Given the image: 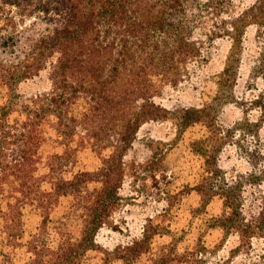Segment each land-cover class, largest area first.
Here are the masks:
<instances>
[{
    "label": "trees",
    "instance_id": "1",
    "mask_svg": "<svg viewBox=\"0 0 264 264\" xmlns=\"http://www.w3.org/2000/svg\"><path fill=\"white\" fill-rule=\"evenodd\" d=\"M254 26L264 77V0H0V264H86L121 206L125 159L142 126L171 114L183 129L204 122L201 109L172 112L159 98L195 85L221 40L232 45L219 76L227 83ZM43 75L48 90L20 93ZM219 146L216 135L198 151L205 167L196 187L222 199L218 226L247 249L264 241V155L229 175ZM84 151L101 167L78 169ZM30 216L40 220L35 229ZM155 232L147 223L108 254L136 264L154 249ZM164 255L165 264H197Z\"/></svg>",
    "mask_w": 264,
    "mask_h": 264
},
{
    "label": "rangeland",
    "instance_id": "2",
    "mask_svg": "<svg viewBox=\"0 0 264 264\" xmlns=\"http://www.w3.org/2000/svg\"><path fill=\"white\" fill-rule=\"evenodd\" d=\"M248 1L252 0H238ZM259 47L254 26L246 35L242 61L232 78L220 83L219 76L231 60L232 45L228 40L219 41L195 85L169 90L159 98L172 112L182 107L201 109L204 122L183 129L171 114L166 120L142 126L125 159L121 206L113 213L111 224L99 231L98 251L88 254L86 264H125L108 252L142 235L150 222L157 234L154 249L136 264H165L163 255L165 258L171 251L197 264H264V241L255 239L252 247L238 249L240 237L226 234L218 226L224 210L222 199L204 197L196 187L205 167L198 151L216 135L219 167L229 175L251 170L253 157L264 155V77L255 70ZM49 88L50 81L43 75L23 83L19 91L29 97ZM77 165L95 171L102 160L98 154L84 151ZM39 223L38 217L30 216L27 224L35 229Z\"/></svg>",
    "mask_w": 264,
    "mask_h": 264
}]
</instances>
